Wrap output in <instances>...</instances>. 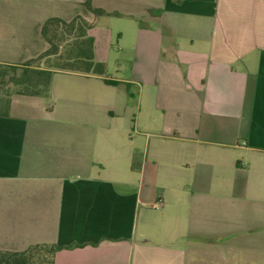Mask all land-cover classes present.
I'll use <instances>...</instances> for the list:
<instances>
[{
    "label": "crops",
    "instance_id": "obj_1",
    "mask_svg": "<svg viewBox=\"0 0 264 264\" xmlns=\"http://www.w3.org/2000/svg\"><path fill=\"white\" fill-rule=\"evenodd\" d=\"M90 7L0 0V65L52 72L46 97L13 94L0 113V251L264 264V0ZM76 17L101 75L42 57L48 22Z\"/></svg>",
    "mask_w": 264,
    "mask_h": 264
},
{
    "label": "trees",
    "instance_id": "obj_2",
    "mask_svg": "<svg viewBox=\"0 0 264 264\" xmlns=\"http://www.w3.org/2000/svg\"><path fill=\"white\" fill-rule=\"evenodd\" d=\"M84 5L91 8L90 0H84ZM92 10L96 15L102 14L101 10ZM89 28L90 24L81 17H76L69 24L59 19L50 20L46 34L49 48L42 57H51L54 63L67 60L68 64L73 67L69 68L74 70L81 69L80 64L82 63L86 73L103 74L104 65L94 62L93 39L87 35ZM18 70L19 75L16 74ZM51 76L52 72L49 70L0 65V104L4 105V111L9 100L7 91L12 90V94L18 95L46 97L49 93ZM106 83L117 84L109 81ZM40 249H47L50 257H31ZM56 250V246H31L20 253L0 251V264H33L36 261L41 264H52V254Z\"/></svg>",
    "mask_w": 264,
    "mask_h": 264
},
{
    "label": "rangeland",
    "instance_id": "obj_3",
    "mask_svg": "<svg viewBox=\"0 0 264 264\" xmlns=\"http://www.w3.org/2000/svg\"><path fill=\"white\" fill-rule=\"evenodd\" d=\"M115 22L113 23V28L114 29H118V28H120L121 27V25H122V22H121V20H114ZM113 42H115L114 40H113ZM61 63V64H60ZM60 63H58V65L59 66H63L64 64V62H60ZM65 66H68V67H71V68H73L71 65H69V64H65ZM125 72H126V70L125 69H123L122 67L121 68H117V67H113V68H109V67H107L106 68V74L107 75H111V76H113V77H122V76H124L125 75ZM16 74L17 75H19L20 74V71L18 70L17 72H16ZM12 92V90H9V91H7L6 92V94H7V96H8V94H9V96H8V98H10L13 94L11 93ZM0 111H4V105L1 103L0 104ZM31 257H50V254H49V252H48V250L47 249H40L39 251H36V252H34L33 254H32V256ZM33 264H41V262H34Z\"/></svg>",
    "mask_w": 264,
    "mask_h": 264
}]
</instances>
